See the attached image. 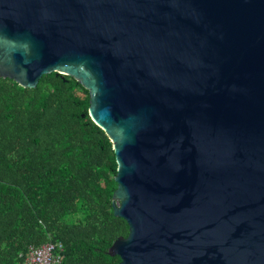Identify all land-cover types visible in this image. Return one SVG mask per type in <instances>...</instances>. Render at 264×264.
I'll list each match as a JSON object with an SVG mask.
<instances>
[{
    "label": "water",
    "instance_id": "1",
    "mask_svg": "<svg viewBox=\"0 0 264 264\" xmlns=\"http://www.w3.org/2000/svg\"><path fill=\"white\" fill-rule=\"evenodd\" d=\"M90 94L120 264H264V0H0V76Z\"/></svg>",
    "mask_w": 264,
    "mask_h": 264
},
{
    "label": "trees",
    "instance_id": "2",
    "mask_svg": "<svg viewBox=\"0 0 264 264\" xmlns=\"http://www.w3.org/2000/svg\"><path fill=\"white\" fill-rule=\"evenodd\" d=\"M89 105L68 75L45 74L35 88L0 76V264L48 241L62 242L61 264H120L108 253L129 234L112 205L118 165Z\"/></svg>",
    "mask_w": 264,
    "mask_h": 264
},
{
    "label": "built area",
    "instance_id": "3",
    "mask_svg": "<svg viewBox=\"0 0 264 264\" xmlns=\"http://www.w3.org/2000/svg\"><path fill=\"white\" fill-rule=\"evenodd\" d=\"M64 259L62 242L48 241L42 245H30L27 257L19 264H61Z\"/></svg>",
    "mask_w": 264,
    "mask_h": 264
}]
</instances>
